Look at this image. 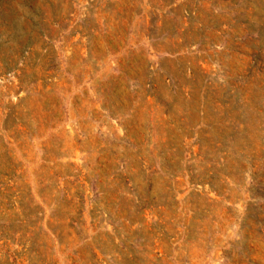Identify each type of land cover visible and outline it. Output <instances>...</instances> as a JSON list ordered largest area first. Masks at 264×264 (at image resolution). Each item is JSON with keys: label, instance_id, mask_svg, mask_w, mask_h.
I'll return each mask as SVG.
<instances>
[{"label": "rangeland", "instance_id": "1", "mask_svg": "<svg viewBox=\"0 0 264 264\" xmlns=\"http://www.w3.org/2000/svg\"><path fill=\"white\" fill-rule=\"evenodd\" d=\"M0 264H264V0H0Z\"/></svg>", "mask_w": 264, "mask_h": 264}]
</instances>
